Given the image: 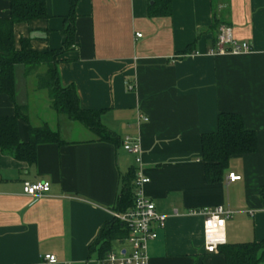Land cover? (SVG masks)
<instances>
[{"label":"crops","instance_id":"crops-1","mask_svg":"<svg viewBox=\"0 0 264 264\" xmlns=\"http://www.w3.org/2000/svg\"><path fill=\"white\" fill-rule=\"evenodd\" d=\"M41 1L46 20L14 27L16 41L31 37L36 52L60 48L69 11L68 0ZM151 4L79 0L76 47L61 57L58 78L74 87L81 109L101 112L100 123L120 142L140 144L149 181L143 194L166 218L148 244L147 264H225L218 250L204 252L203 216L191 212L230 210L226 246L264 239V0H224L214 11L209 0H170L171 15L162 18L147 16ZM8 17L0 0V20ZM222 25L250 52L213 54ZM188 46L193 54L178 56ZM23 73L15 67V103L28 111V124L18 123L19 139L27 140L29 126L59 131L64 123L52 121L46 96ZM224 113L242 118L256 134L257 150L230 158L223 181L208 185L200 138L216 130ZM12 115L11 100L0 95V117ZM79 141L37 146L33 167L0 154V264H46V255L57 264H98L99 246H91L112 218L124 176L138 168L120 144ZM230 175L239 180L230 182ZM23 182H45L49 193L27 197Z\"/></svg>","mask_w":264,"mask_h":264},{"label":"trees","instance_id":"trees-1","mask_svg":"<svg viewBox=\"0 0 264 264\" xmlns=\"http://www.w3.org/2000/svg\"><path fill=\"white\" fill-rule=\"evenodd\" d=\"M8 4L9 17L0 20V95L9 97L13 104V115L0 117V154L17 162L33 167L36 162V147L45 144L63 146L77 142L61 140L59 131L52 130L45 124L29 126L26 141L19 139L18 123L28 124L26 106L15 103L14 72L16 66H22L25 79L34 82L33 91L43 94L48 100V108L56 114L58 123H78L84 126L92 139L79 142L100 141L112 145H121L111 131L100 123L98 111L83 110L79 106L78 97L73 86L63 87L58 78V64L61 57L75 50V18L76 4L79 0H68V13L63 17L62 35L64 41L60 48L36 52L31 49V37L14 38V27L17 24H28L30 21H44L48 18L47 8L41 0H3ZM147 8V16L169 17L171 15L170 0H151ZM224 0H209L211 10ZM216 24V23H215ZM47 32L41 35L45 40ZM193 54L190 46L178 52V56ZM64 119V120H62ZM217 128L210 134L201 135L200 162L203 165V180L208 185L220 183L230 158L240 155L254 154L257 147L256 134L246 130L242 118L231 113L219 114L216 118ZM135 169L131 168L122 183L120 198L116 201L114 212L123 213L131 207L134 200ZM127 230L117 220L103 224L91 250L98 245V257L113 249L114 244H123ZM224 256L225 264H264V239L258 243H243L218 247Z\"/></svg>","mask_w":264,"mask_h":264},{"label":"built area","instance_id":"built-area-1","mask_svg":"<svg viewBox=\"0 0 264 264\" xmlns=\"http://www.w3.org/2000/svg\"><path fill=\"white\" fill-rule=\"evenodd\" d=\"M216 49L213 54H229L237 56L250 52L247 43H235L232 40V32L229 27L222 25L217 29ZM137 38L141 34L135 35ZM146 122V119H143ZM121 149L134 158V164L138 168L134 180V200L131 207L123 213L113 212L111 217L117 220L127 230V237L123 241L128 248L122 250L112 249L98 261V264H147L148 244L156 237V229H163L166 218L155 211L154 204L144 196L143 187L149 183L148 179L142 175L141 150L138 141L134 142L128 137H124L121 142ZM230 182L238 181V177L230 175ZM23 194L30 198H40L49 193L50 186L45 182H23ZM192 215L203 216L202 238L204 241V252L214 254L218 247L226 244L225 222L231 218L232 212L221 207L212 209H201L198 212H191ZM121 245V244H120ZM46 264H57L54 255H46L42 258Z\"/></svg>","mask_w":264,"mask_h":264},{"label":"rangeland","instance_id":"rangeland-1","mask_svg":"<svg viewBox=\"0 0 264 264\" xmlns=\"http://www.w3.org/2000/svg\"><path fill=\"white\" fill-rule=\"evenodd\" d=\"M19 67H22V66H19ZM39 113L44 116V119H46L49 116L48 114L44 115L41 112H39ZM49 113L52 117V121L55 122L56 114L51 110ZM62 120H64V119H62ZM53 127H54V125H53ZM55 130H57V129H55ZM59 138L61 140L75 141V142H77L79 140H90V139H92L91 135L89 134V132L87 131V129L84 126H82L78 123L76 124V123H70V122L64 124L59 129Z\"/></svg>","mask_w":264,"mask_h":264}]
</instances>
